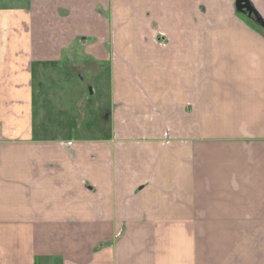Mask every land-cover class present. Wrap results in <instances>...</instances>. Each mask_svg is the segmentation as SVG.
<instances>
[{"label":"crops","instance_id":"obj_1","mask_svg":"<svg viewBox=\"0 0 264 264\" xmlns=\"http://www.w3.org/2000/svg\"><path fill=\"white\" fill-rule=\"evenodd\" d=\"M14 2L0 264H264L262 23L236 0ZM68 68L106 74L108 125L62 105Z\"/></svg>","mask_w":264,"mask_h":264},{"label":"rangeland","instance_id":"obj_2","mask_svg":"<svg viewBox=\"0 0 264 264\" xmlns=\"http://www.w3.org/2000/svg\"><path fill=\"white\" fill-rule=\"evenodd\" d=\"M14 1L16 0H0L1 3H15ZM239 16H241L248 24L257 27V25H255L253 21L244 14L241 13ZM90 70L91 69H85L82 72L80 71L84 77V79L81 80L73 77L74 75H81L79 72L68 68L67 83L66 85L64 84L63 91L67 89L69 94L65 95V98H63L64 101L61 103L62 105L67 106L70 112L73 111L76 122L84 119L85 116H88L87 121L90 123L99 124L100 126L108 125L106 116L109 111L112 110V105L110 104L111 91L109 81L106 79V74L104 75L103 73H100L99 78L98 75L92 76ZM78 82H83L81 88L84 92L82 94L78 93L77 89L75 90L73 88L77 87ZM78 86L81 85L78 84ZM57 94L59 95V93ZM52 95L54 96V94ZM58 95H56V97ZM61 103L57 102L56 105H61Z\"/></svg>","mask_w":264,"mask_h":264},{"label":"water","instance_id":"obj_3","mask_svg":"<svg viewBox=\"0 0 264 264\" xmlns=\"http://www.w3.org/2000/svg\"><path fill=\"white\" fill-rule=\"evenodd\" d=\"M236 6L239 10L248 12L249 16H254L256 20H263L261 15L253 8L249 0H236ZM262 26L264 27V22L262 21Z\"/></svg>","mask_w":264,"mask_h":264},{"label":"flooded vegetation","instance_id":"obj_4","mask_svg":"<svg viewBox=\"0 0 264 264\" xmlns=\"http://www.w3.org/2000/svg\"><path fill=\"white\" fill-rule=\"evenodd\" d=\"M242 12H244V11H242ZM245 14H247L248 15V12L246 11V12H244ZM249 16V15H248ZM249 17H251V18H253L254 20H256V18L252 15V16H249ZM257 21H259L260 23L263 21V20H257Z\"/></svg>","mask_w":264,"mask_h":264}]
</instances>
